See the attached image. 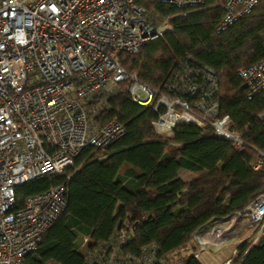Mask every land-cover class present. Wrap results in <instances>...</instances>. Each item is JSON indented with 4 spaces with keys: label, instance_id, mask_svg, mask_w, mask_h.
Returning a JSON list of instances; mask_svg holds the SVG:
<instances>
[{
    "label": "built area",
    "instance_id": "1",
    "mask_svg": "<svg viewBox=\"0 0 264 264\" xmlns=\"http://www.w3.org/2000/svg\"><path fill=\"white\" fill-rule=\"evenodd\" d=\"M143 1L0 0V264H26L40 248L67 208L70 170L80 154L88 148L108 150L125 136L126 128L117 121H96L123 83L134 103L159 114L153 123L158 134L170 137L181 123L208 124L236 151L249 147L242 133L230 129L231 117H220L213 69L182 64L161 94L122 67L120 55H138L149 41L172 30ZM158 1L190 10L204 7L207 0ZM261 2L225 0L217 33ZM239 77L248 100L264 93V59L240 70ZM263 169L264 154L258 152L253 170ZM56 175L66 183L18 204L19 186ZM135 230L126 220L108 242L89 252L85 238V264H157L155 246L143 248L139 257L123 251ZM250 230L255 232L253 247L264 234V194L197 236L196 245L200 251L218 249ZM236 257L235 252L224 264H234Z\"/></svg>",
    "mask_w": 264,
    "mask_h": 264
},
{
    "label": "trees",
    "instance_id": "2",
    "mask_svg": "<svg viewBox=\"0 0 264 264\" xmlns=\"http://www.w3.org/2000/svg\"><path fill=\"white\" fill-rule=\"evenodd\" d=\"M224 2L207 0L202 8L182 10L144 0L172 30L149 41L138 55L119 59L128 73L161 94L182 64L213 69L220 117H231L230 129L242 133L249 147L236 151L208 124L181 123L170 137L158 134L153 123L159 114L134 103L123 83L96 121H117L126 128L125 136L108 150L88 148L76 159L67 208L26 264H85L83 240L89 239L87 251H93L126 220L136 225L133 241L123 247L127 254L139 257L143 248L155 246L157 264H202L195 257L194 235L264 194V169L253 170L257 153L264 154V93L248 100L239 77L240 70L264 59V2L217 33ZM182 169L196 179L182 181ZM64 183L56 175L21 185L18 204ZM234 264H264V234L256 246L250 240L239 245Z\"/></svg>",
    "mask_w": 264,
    "mask_h": 264
},
{
    "label": "crops",
    "instance_id": "3",
    "mask_svg": "<svg viewBox=\"0 0 264 264\" xmlns=\"http://www.w3.org/2000/svg\"><path fill=\"white\" fill-rule=\"evenodd\" d=\"M189 175H191L192 177L187 179V176H189ZM179 178L182 181H184L185 183H191L192 181H194L196 179V176L193 173H191L190 171L182 169L179 172ZM218 222H221V221H218ZM218 222L211 224L208 228H206L205 230H203L201 232H198L193 237L194 242H195V244H194L195 252L194 253H198L197 259L202 264H224L226 261H228L229 259H231L233 257V254L235 252L237 253L238 246L247 240L246 238H244L246 236H243V237H240L239 239L228 241V242L224 243L218 249L211 248V249H205L203 251L202 250L200 251L196 245V237L199 235H202L203 233L210 230ZM248 233L249 232H247V234Z\"/></svg>",
    "mask_w": 264,
    "mask_h": 264
},
{
    "label": "rangeland",
    "instance_id": "4",
    "mask_svg": "<svg viewBox=\"0 0 264 264\" xmlns=\"http://www.w3.org/2000/svg\"><path fill=\"white\" fill-rule=\"evenodd\" d=\"M184 177H185V176H184ZM190 177H192V176H191V175L187 176V179H189ZM185 178H186V177H185ZM242 223H243V222H242ZM248 232H249L248 234L246 233L247 235L245 234V235H243V236H246V237H244V238H246L247 240H250V237H252V236L254 235L255 232H254L253 230H250V231H248ZM243 236H242V237H243ZM247 240H246V241H247ZM81 241H82V240H79V243H80V244H81ZM84 251H85V250L82 249V252H83V253H84Z\"/></svg>",
    "mask_w": 264,
    "mask_h": 264
}]
</instances>
